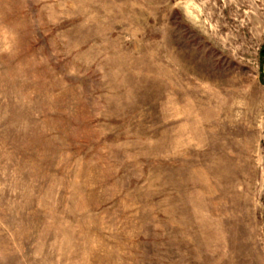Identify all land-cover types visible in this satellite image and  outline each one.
<instances>
[{
  "label": "rangeland",
  "instance_id": "obj_1",
  "mask_svg": "<svg viewBox=\"0 0 264 264\" xmlns=\"http://www.w3.org/2000/svg\"><path fill=\"white\" fill-rule=\"evenodd\" d=\"M0 264H264V0H0Z\"/></svg>",
  "mask_w": 264,
  "mask_h": 264
},
{
  "label": "bare ground",
  "instance_id": "obj_2",
  "mask_svg": "<svg viewBox=\"0 0 264 264\" xmlns=\"http://www.w3.org/2000/svg\"><path fill=\"white\" fill-rule=\"evenodd\" d=\"M256 170H257L256 167H255V169L254 168L251 169V175L247 179V185L250 186L251 188L253 186L255 178L258 177ZM244 180H246V179L244 178Z\"/></svg>",
  "mask_w": 264,
  "mask_h": 264
}]
</instances>
